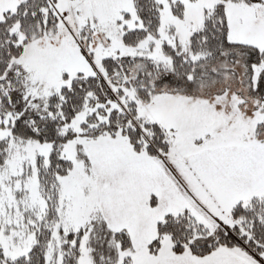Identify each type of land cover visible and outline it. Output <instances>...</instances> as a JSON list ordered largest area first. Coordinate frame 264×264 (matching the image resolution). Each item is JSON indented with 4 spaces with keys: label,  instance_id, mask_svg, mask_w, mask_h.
<instances>
[{
    "label": "snow or ice",
    "instance_id": "6c2138e0",
    "mask_svg": "<svg viewBox=\"0 0 264 264\" xmlns=\"http://www.w3.org/2000/svg\"><path fill=\"white\" fill-rule=\"evenodd\" d=\"M0 264H264V0H0Z\"/></svg>",
    "mask_w": 264,
    "mask_h": 264
}]
</instances>
